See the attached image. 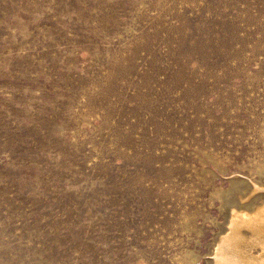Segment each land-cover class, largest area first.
<instances>
[{
	"label": "rangeland",
	"instance_id": "rangeland-1",
	"mask_svg": "<svg viewBox=\"0 0 264 264\" xmlns=\"http://www.w3.org/2000/svg\"><path fill=\"white\" fill-rule=\"evenodd\" d=\"M263 203L264 0H0V264H213Z\"/></svg>",
	"mask_w": 264,
	"mask_h": 264
},
{
	"label": "bare ground",
	"instance_id": "bare-ground-1",
	"mask_svg": "<svg viewBox=\"0 0 264 264\" xmlns=\"http://www.w3.org/2000/svg\"><path fill=\"white\" fill-rule=\"evenodd\" d=\"M213 264H264V203L251 212L232 210L227 232L217 242Z\"/></svg>",
	"mask_w": 264,
	"mask_h": 264
}]
</instances>
